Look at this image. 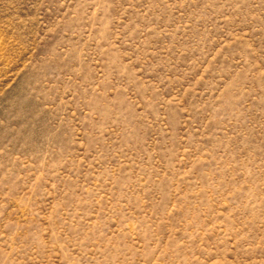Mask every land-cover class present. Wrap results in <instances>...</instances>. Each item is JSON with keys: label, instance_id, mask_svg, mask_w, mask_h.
Listing matches in <instances>:
<instances>
[{"label": "rangeland", "instance_id": "1", "mask_svg": "<svg viewBox=\"0 0 264 264\" xmlns=\"http://www.w3.org/2000/svg\"><path fill=\"white\" fill-rule=\"evenodd\" d=\"M0 264H264V0H0Z\"/></svg>", "mask_w": 264, "mask_h": 264}]
</instances>
